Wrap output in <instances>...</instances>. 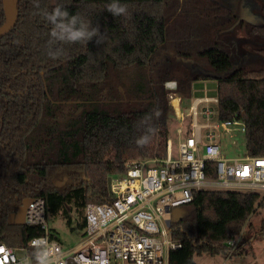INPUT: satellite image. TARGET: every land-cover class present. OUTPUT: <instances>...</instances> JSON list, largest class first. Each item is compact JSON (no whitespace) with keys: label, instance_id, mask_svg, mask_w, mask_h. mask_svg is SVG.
Returning a JSON list of instances; mask_svg holds the SVG:
<instances>
[{"label":"trees","instance_id":"trees-1","mask_svg":"<svg viewBox=\"0 0 264 264\" xmlns=\"http://www.w3.org/2000/svg\"><path fill=\"white\" fill-rule=\"evenodd\" d=\"M35 2L14 0L15 23L0 37L1 243L26 245L42 233L38 225L13 222L24 197H42L47 218L59 215L68 225L76 214L74 228L83 230L86 204L109 199L107 176L125 172L129 161L165 157L171 113L166 81H176L173 91L188 104L192 80L215 79L220 122L243 123L246 154L264 155V22L245 25L238 39L253 59L236 67L226 43L214 34L204 37L210 43L201 48L186 37L169 38L176 0H120L127 5L126 17L105 11L111 0H38L41 10L59 3L99 27L101 36L86 45H58L63 55L53 60L46 54L49 29ZM221 13L226 8L206 15ZM4 19L0 0V25ZM242 23L217 37L228 40ZM170 54L189 62L194 55L206 57L210 67L186 68L180 59L175 67ZM146 115L151 116L147 124L142 123ZM145 134L148 142L138 146ZM214 176L208 163L206 177ZM261 194L195 190L172 220L170 236L181 246L169 251V264H197L194 256L203 252L235 254L237 245L229 241L242 235L249 215L262 206Z\"/></svg>","mask_w":264,"mask_h":264},{"label":"built area","instance_id":"built-area-1","mask_svg":"<svg viewBox=\"0 0 264 264\" xmlns=\"http://www.w3.org/2000/svg\"><path fill=\"white\" fill-rule=\"evenodd\" d=\"M164 85L171 95L176 81L169 80ZM203 101L217 98L206 96L191 103L193 130L178 141L176 153L167 149L163 158L129 161L125 172L110 175L109 199L86 204L83 235L74 246L65 247L56 239L44 199L31 197L23 222L38 225L42 233L32 236L26 245L9 247L0 242V264H39L41 256H46L49 264H169V251L181 246L170 236L172 211L189 204L195 190L262 193L264 155L226 157L210 130L207 142L202 143L196 108ZM211 111L204 109L205 115H212ZM220 123L224 127L236 121ZM203 126L216 127L218 123ZM208 163L214 165V177H206ZM236 241L230 240L229 245Z\"/></svg>","mask_w":264,"mask_h":264},{"label":"rangeland","instance_id":"rangeland-1","mask_svg":"<svg viewBox=\"0 0 264 264\" xmlns=\"http://www.w3.org/2000/svg\"><path fill=\"white\" fill-rule=\"evenodd\" d=\"M211 0H198L195 9L192 10V19L194 18L195 21L194 24L197 26H201L202 29L204 28V31H199L200 34H202V38L195 39L191 37H186L183 39H188L191 42V45H195L196 48H201L204 44L210 43L204 42V37H213V29L211 30L208 25L211 18H214V14L206 15L208 10L215 11V6L210 2ZM221 3H223V0H219ZM167 2H172V0H167ZM176 4V8L178 7V4ZM169 7V6H168ZM170 8V7H169ZM184 8V7H183ZM171 9V8H170ZM169 9V10H170ZM173 10V9H172ZM171 10V11H172ZM185 10L182 9V11H179V16L177 21H181L184 17ZM175 12V10H174ZM223 16V15H222ZM205 20V21H204ZM175 21V22H177ZM214 27H218L214 25ZM210 29L207 31V29ZM172 30L171 27L168 28L169 31V38L175 39L170 36V31ZM187 34V33H186ZM185 37V36H184ZM216 39L221 40V42L226 43V47L229 50L230 55L235 60H240V55H243L242 51L245 50L244 46L242 47L240 44V47L237 49H232L230 45L228 44V40L220 39L217 36H214ZM182 39V40H183ZM176 49V48H175ZM179 49V48H177ZM180 51V50H179ZM170 53V52H169ZM171 56H167L168 59H170L172 64L175 65L176 63L174 60L180 59L183 65L185 67H193L194 70L198 69H208L209 63L207 58L201 57L199 55H194L193 59L189 62V60H185L183 57H180V55L170 54ZM177 56V57H176ZM183 58V59H182ZM160 60H165V58H160ZM168 62V60H166ZM242 63H245V58L243 59ZM180 71V70H178ZM191 93H192V100L195 98H203L206 96L217 98V92H216V80L212 78H206L205 80H195L192 82L191 85ZM189 103V101L187 102ZM184 102H181V106L183 107V110L186 112L187 109L185 107H188V104H184ZM216 101H203L200 102L197 105L196 111H198L196 116V122L199 125H202L201 129V137H202V143L206 142L205 134L207 131H214L216 135V140L221 146V151L226 152L229 155L232 156H238L242 157L244 154H246V147H245V132L240 126L242 125L241 122L236 121V123H230L226 126H222L220 123V120L218 118V110L216 108ZM186 105V106H185ZM211 107V113L212 115H204L202 108ZM191 119V116L188 117V120ZM178 123V120H172L170 119L168 121L169 128L172 132V127ZM206 123L214 124L218 123V126L216 127H204ZM175 131V129H174ZM264 194V191L262 192ZM261 194V196H262ZM75 217L76 214H73ZM73 217V222L71 225H68L64 219L59 216H49L48 222L50 223V226L53 228L54 236L56 239H58L65 247L74 246L76 243H78L81 240V237L83 235V230H79L75 227V218ZM264 219V201L262 206H257L256 210L249 215V220L245 224L242 235H237L235 239L237 240L236 247L234 248L235 254H232L231 256H224L223 254H209V253H201L194 256V259L197 264H264V230L262 229V221ZM71 227L74 229L72 230ZM245 239L246 241L243 243H240L241 239ZM248 239V240H247Z\"/></svg>","mask_w":264,"mask_h":264},{"label":"crops","instance_id":"crops-1","mask_svg":"<svg viewBox=\"0 0 264 264\" xmlns=\"http://www.w3.org/2000/svg\"><path fill=\"white\" fill-rule=\"evenodd\" d=\"M197 2L198 0H176L175 3L177 4L179 3L178 7L173 13L174 15L168 20L169 22L168 28L169 27L172 28V30L170 31L171 37L176 38V37H184V36L187 37L188 36V37L195 38V39H199L203 37L202 34L199 33V31L201 32L204 31V28L202 29L201 26L195 25L193 22L195 21V19L194 18L192 19V10L195 9ZM210 2L215 6V10H218L219 8L224 7L226 8V11H227V13L225 14H222V13L217 14L216 17L211 18L210 20H207L210 22L208 25L210 29L211 27H214V25L218 26L217 27L218 29L215 28L216 30L213 32L214 36H217V34H220L224 31L231 30L237 25H239V23L243 22L242 25L239 26L236 32H234L233 34H229L227 37L228 44L230 45V47H232V49L238 50V48L240 47V41L238 38L240 37V35L243 34L246 28L245 26L246 24L257 25V23L264 22V14L261 13V2L264 3V0H223V3H221L219 0H211ZM182 9L185 10L184 11L185 14L186 13L188 14L186 15L184 14L183 16L184 18L181 21H177L178 18L176 17L179 16V11L180 10L182 11ZM234 20L238 22L234 24L233 26H231ZM225 27H228V29L224 30ZM209 28L207 29V31L210 30ZM168 34H169V31H168ZM238 51H242V50H238ZM242 53L243 55H240V60L234 61L236 67L242 63L244 58H245V66L251 65V59H253V57L251 56L250 52L245 48V50H243ZM193 81L195 80H192V82ZM192 82H191V85H192ZM190 93H191V87H190ZM172 94H175L176 98L174 99V102H173V100H171V95H170L171 113H170L168 121L170 119L174 121L178 120V123L174 125V127H172V132H171V129L169 128V124L167 121V129H169V135H168L169 138H168L166 147L170 152L174 154L177 152L178 141L181 138L188 136L193 130L192 125H191V119L188 120V117L190 116L189 106L197 98L192 100L191 98L192 93H191L188 107L187 108L185 107V109H187L186 111L188 112L185 113V111L183 110V107L181 106V100H180L178 93L173 92ZM204 109L211 110V107L202 108L203 114L205 115ZM208 115H211V114H208ZM179 127L181 131L178 130ZM206 134H205V139L207 142L208 137L206 136ZM215 138H216V135H214L213 139L216 140ZM222 154L230 158H239L238 156L229 155L226 152L225 153L222 152Z\"/></svg>","mask_w":264,"mask_h":264},{"label":"clouds","instance_id":"clouds-1","mask_svg":"<svg viewBox=\"0 0 264 264\" xmlns=\"http://www.w3.org/2000/svg\"><path fill=\"white\" fill-rule=\"evenodd\" d=\"M36 14L40 15L48 26L49 40L46 54L50 59L58 60L63 55V49L58 47L64 43H81L85 45L93 37H99V27L93 26L91 22H86L79 14H71L67 7L57 3L52 7L51 11L41 10L39 2L36 0ZM105 11L111 14L112 17L127 16V5L122 4L120 0H111L106 5ZM98 42V40H97ZM151 119L150 115H146L142 123L147 124ZM151 131V129H149ZM147 134L140 136L136 140L138 146H143L148 142ZM39 264H49L46 256H41Z\"/></svg>","mask_w":264,"mask_h":264},{"label":"water","instance_id":"water-1","mask_svg":"<svg viewBox=\"0 0 264 264\" xmlns=\"http://www.w3.org/2000/svg\"><path fill=\"white\" fill-rule=\"evenodd\" d=\"M2 7L4 9L5 19L4 22L0 25V37L7 33L14 25L16 16H17V9L15 8L14 0H2ZM238 21L234 20L231 26L236 24ZM228 27H225L224 30H227ZM110 176L106 178V184L108 190H110ZM59 185V183H57ZM31 197H24L21 201V205L17 209L16 213L13 217V222L16 224H24L23 216L24 211L27 207V203L30 201ZM183 212L182 207L174 208L172 211V217L177 218Z\"/></svg>","mask_w":264,"mask_h":264},{"label":"bare ground","instance_id":"bare-ground-1","mask_svg":"<svg viewBox=\"0 0 264 264\" xmlns=\"http://www.w3.org/2000/svg\"><path fill=\"white\" fill-rule=\"evenodd\" d=\"M175 98H176V95L175 94H171V100H173V102H174Z\"/></svg>","mask_w":264,"mask_h":264}]
</instances>
